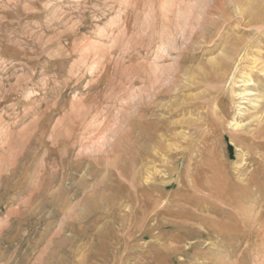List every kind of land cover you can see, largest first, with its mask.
<instances>
[{"label":"rangeland","instance_id":"374dc122","mask_svg":"<svg viewBox=\"0 0 264 264\" xmlns=\"http://www.w3.org/2000/svg\"><path fill=\"white\" fill-rule=\"evenodd\" d=\"M252 2L0 0V264H264V139L203 103Z\"/></svg>","mask_w":264,"mask_h":264},{"label":"bare ground","instance_id":"6f19581e","mask_svg":"<svg viewBox=\"0 0 264 264\" xmlns=\"http://www.w3.org/2000/svg\"><path fill=\"white\" fill-rule=\"evenodd\" d=\"M252 1L255 2L245 8L248 12L247 24L249 27L254 28V34L258 35V37L256 40L251 39L250 36V39L233 38L227 42L219 56L209 60L211 66L210 74L212 76H208V81L218 82L219 87L212 89L213 93L210 94L212 100L210 98L203 100L207 107L214 108V110L219 109L222 114L225 110H228L227 105L219 108L218 104L228 103L229 107L231 105L234 117L226 125L230 129V138L240 144H250L251 141L254 142V138L257 140L264 139V89L259 87L264 84V0ZM256 3L258 5L263 4L257 7ZM195 118V116L191 115L182 124L196 126L197 130L202 132L210 123L205 118L200 117L197 120ZM163 124L165 125V123ZM166 128L167 126L165 125L164 129ZM168 131H171L169 125ZM204 135L206 136L207 133ZM148 137L149 140H155L156 135L150 132ZM163 137H160V144L155 147L157 150L164 151L165 148L171 150L179 149L175 146L172 139H164ZM182 139L184 141L191 139V142L187 143V149L191 154L197 152L200 143H197L198 145L193 143L191 135L184 134ZM161 154H164V152ZM242 156V161H246L245 155L242 154ZM161 158L162 162H168L166 156L161 155ZM223 172L229 177L233 175L229 171Z\"/></svg>","mask_w":264,"mask_h":264}]
</instances>
